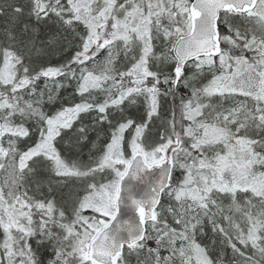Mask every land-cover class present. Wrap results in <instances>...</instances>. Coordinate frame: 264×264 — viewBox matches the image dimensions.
I'll use <instances>...</instances> for the list:
<instances>
[{
	"label": "snow or ice",
	"instance_id": "1",
	"mask_svg": "<svg viewBox=\"0 0 264 264\" xmlns=\"http://www.w3.org/2000/svg\"><path fill=\"white\" fill-rule=\"evenodd\" d=\"M94 132L92 164L61 156ZM41 167L111 178L65 209ZM0 174V264H264V0H0Z\"/></svg>",
	"mask_w": 264,
	"mask_h": 264
},
{
	"label": "trees",
	"instance_id": "2",
	"mask_svg": "<svg viewBox=\"0 0 264 264\" xmlns=\"http://www.w3.org/2000/svg\"><path fill=\"white\" fill-rule=\"evenodd\" d=\"M57 26L56 25H49L48 29L45 31H50V32H55ZM71 53H68L70 55ZM252 53H248V56L250 57ZM52 62L56 63L59 59V56H53ZM41 83V87H42ZM67 92H71V89H68ZM67 93L62 91L61 95L65 96ZM79 98H77L78 100ZM242 99V98H241ZM65 103L67 101H64ZM60 102H57L54 105H46L45 106V111L51 114L53 111H55L56 108L59 107ZM141 108V107H140ZM139 108V109H140ZM139 109L137 108H130L129 112L133 115L136 116L137 118L140 117L141 114L138 113ZM31 126V125H29ZM159 131H160V122L157 120L154 124L150 125V131L146 133V135L151 136L152 142L153 143H158L159 142ZM130 134H134V129H129L125 132V137H128ZM110 137V133H103L100 135L99 139H97V134L94 132L90 135V141H95L96 142V147L93 148L91 143H87L85 146L77 149V148H68L65 147V145L62 144H57L58 149L61 152V156L66 159L68 163H72L74 160L78 161L82 165H90L93 163V161L99 156L102 155L104 151V146L108 142ZM36 137H33L35 139ZM127 141L125 140L123 147H125ZM23 147V145H20ZM90 156L92 159L90 160ZM31 164V162H29ZM36 178L43 181L45 183V186L42 188V191L47 192V182L49 180L53 181L52 187L55 189V195H56V202L58 207L62 208H68L69 204L75 203L78 198H82L86 192H85V187L88 183L90 182H96L97 184L99 183H104L107 181V179L111 178V174L109 171H105L104 173H99L96 176L93 177H87V178H59L55 177L47 167H41L38 169V171L35 174ZM3 179V175L0 174V180ZM63 179L64 182L62 184L57 185L55 181ZM33 188H35V184L32 185ZM162 204H167L168 199L167 197H162ZM85 215H93L90 210L86 211L84 213ZM169 223H173L171 220V217H168ZM173 226H175L173 224ZM211 235L210 230L208 231V236ZM198 242H204L207 243L208 239L206 237H197ZM149 246L150 247H155L154 241H149ZM239 246V245H238ZM242 247V246H240ZM163 254H167L164 252ZM230 254V250H229ZM45 257L49 255V253L45 252L43 253ZM132 264H135V257H132Z\"/></svg>",
	"mask_w": 264,
	"mask_h": 264
},
{
	"label": "water",
	"instance_id": "3",
	"mask_svg": "<svg viewBox=\"0 0 264 264\" xmlns=\"http://www.w3.org/2000/svg\"><path fill=\"white\" fill-rule=\"evenodd\" d=\"M161 175L159 169L152 170L142 180H133L127 178L122 184L121 203L119 219L128 221L135 225L137 216L135 209L132 207L130 197L136 199H147L151 194V188Z\"/></svg>",
	"mask_w": 264,
	"mask_h": 264
},
{
	"label": "rangeland",
	"instance_id": "4",
	"mask_svg": "<svg viewBox=\"0 0 264 264\" xmlns=\"http://www.w3.org/2000/svg\"><path fill=\"white\" fill-rule=\"evenodd\" d=\"M133 134H130L128 137H126V141H127V143H126V145H125V147H124V149H125V154H126V156H130V147H129V142H130V139H131V136H132Z\"/></svg>",
	"mask_w": 264,
	"mask_h": 264
},
{
	"label": "bare ground",
	"instance_id": "5",
	"mask_svg": "<svg viewBox=\"0 0 264 264\" xmlns=\"http://www.w3.org/2000/svg\"><path fill=\"white\" fill-rule=\"evenodd\" d=\"M143 112V108L141 107L138 111L139 114H141Z\"/></svg>",
	"mask_w": 264,
	"mask_h": 264
}]
</instances>
